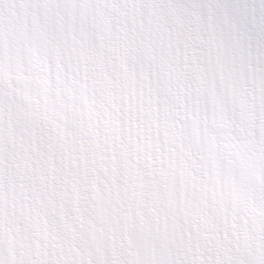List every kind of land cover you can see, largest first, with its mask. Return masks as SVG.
Masks as SVG:
<instances>
[{"label": "snow or ice", "instance_id": "6c2138e0", "mask_svg": "<svg viewBox=\"0 0 264 264\" xmlns=\"http://www.w3.org/2000/svg\"><path fill=\"white\" fill-rule=\"evenodd\" d=\"M0 264H264V0H0Z\"/></svg>", "mask_w": 264, "mask_h": 264}]
</instances>
